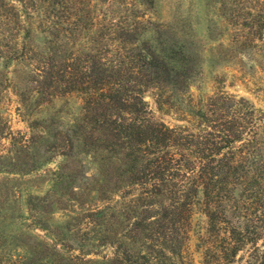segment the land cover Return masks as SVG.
I'll list each match as a JSON object with an SVG mask.
<instances>
[{
  "label": "trees",
  "instance_id": "trees-1",
  "mask_svg": "<svg viewBox=\"0 0 264 264\" xmlns=\"http://www.w3.org/2000/svg\"><path fill=\"white\" fill-rule=\"evenodd\" d=\"M92 1L0 0V31L14 30L0 54L7 77L11 65L24 63L33 84L29 97L38 105L60 92L83 99L79 116L62 129L52 130L48 119L43 127L30 126L41 145L26 148V141H12L9 128L0 131V142L17 146L15 157L0 154V173H36L59 158L45 169L48 209L37 206L33 226L19 232L29 241L16 253L0 250V264H191L184 248L198 200L218 236L226 224L216 264H235L247 244L253 249L244 264H264V109L215 93L188 105L190 120L180 119L195 122L192 128L155 119L144 93L187 90L195 74L188 46L156 40L153 32L161 29L146 27L135 3ZM235 2L242 6L241 27L252 34L243 42L262 39L263 0ZM98 5L125 16L101 21ZM79 30L95 32L97 42L83 50L71 41L53 48L55 38L74 39ZM104 31L111 44L97 40ZM34 38H41L44 55L35 66L26 64L32 58L25 52ZM159 95L160 108L167 100ZM238 203L253 218L228 220ZM57 211L66 213L60 221L53 217ZM72 216L92 229L89 243L70 227Z\"/></svg>",
  "mask_w": 264,
  "mask_h": 264
},
{
  "label": "rangeland",
  "instance_id": "rangeland-1",
  "mask_svg": "<svg viewBox=\"0 0 264 264\" xmlns=\"http://www.w3.org/2000/svg\"><path fill=\"white\" fill-rule=\"evenodd\" d=\"M125 1L129 4H137V14L143 16L140 19L145 20L146 27L153 30L161 29L160 34H157L156 31L153 32L156 40L160 41L165 38L177 45L183 43L188 46L191 63L195 69V74L189 82L187 90L183 93L168 89H150L144 93V99L155 119L170 125L181 124L192 128V124H196L195 122L180 119L190 120V115L184 113L188 105L205 102L209 96L215 93H222L234 101L244 98L254 108L264 109V33L260 40L243 42L252 34L247 32L248 29L241 27V23L245 19L244 16L239 15L242 9L240 4L236 2L234 4V0ZM100 2L102 1L98 0L99 4ZM92 3H96V0H93ZM260 5L258 8L263 9L264 13V0ZM97 8L95 16H99L101 21H119L125 16V14L118 13L116 7H111L113 10L111 8L104 10L98 5ZM96 17L94 22H96ZM100 20L99 22H101ZM11 27L12 25L6 31H0V49H2L0 54L2 55L7 53L5 50L13 41L11 38L14 36V30L13 28L9 30ZM94 36L95 32L84 33V30H79L74 39L70 35L62 36L60 39L55 38L53 48L64 41H71L76 49L83 50L97 42L93 40ZM40 40L41 38H34L31 45L25 49L28 56L32 58L27 60L26 64L35 66L37 60L44 56L41 54L43 52H38L42 44ZM97 40L111 44V36L106 31L102 35H97ZM48 46H52V43ZM8 70L9 77L0 68V131L9 128L12 141H26L25 145H28L26 148L32 144L34 146L41 145L42 143L37 139L38 129H31L30 126L43 127L41 121L48 119L51 122L49 125L54 124L52 130H60L63 124H68L79 116L83 104L80 93L60 92L38 105L29 97L33 84L26 78L30 74L24 73V70H27L24 63L11 65ZM160 93H162L161 99L165 100L166 98L167 103L159 108L156 98L160 97ZM27 97L28 99H25ZM16 147L13 148L9 139L4 138L0 142V154L9 151L10 154L14 153L12 156L15 157ZM22 156L25 157V155ZM57 161L59 158L54 156L46 167L36 173L25 175L0 173L1 251L3 249L16 253L14 250L18 246L29 241L27 237L19 235V232L33 226L39 204L43 202L45 208L48 209L47 202L50 199L45 195L47 189L44 184L45 169L47 167L54 168ZM27 206L29 210H27ZM65 214L61 211L55 212L54 220H62ZM45 217L50 218V215L47 214ZM262 217L264 219V215ZM227 218L232 222L239 223L241 220L249 221L253 218V214L243 209L238 203L230 210ZM69 220L70 227L78 234V239L89 243L92 229L85 230L82 219H76L75 216ZM224 226L226 224L222 223L219 227L220 235L218 236V230L212 229L203 212L202 201L198 200L192 213L188 240L184 248V255L191 264H216L215 248L224 244L221 240ZM36 232L43 234V231L40 230H36ZM252 249L253 246L250 244L245 245L237 254L235 264H244ZM102 251L110 255L109 248ZM69 252L77 253L76 250Z\"/></svg>",
  "mask_w": 264,
  "mask_h": 264
}]
</instances>
